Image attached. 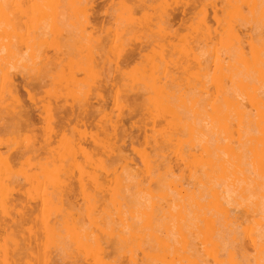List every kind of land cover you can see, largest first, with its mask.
<instances>
[{"label":"rangeland","instance_id":"1","mask_svg":"<svg viewBox=\"0 0 264 264\" xmlns=\"http://www.w3.org/2000/svg\"><path fill=\"white\" fill-rule=\"evenodd\" d=\"M143 1L94 0L89 15L86 0H0V264H264L256 150L245 152L243 175L218 159L227 126L236 146L258 135L226 113L259 111L264 0H152L178 6L177 26L186 11L174 37L158 31L162 9L134 7ZM13 83L34 131L16 123ZM66 107L65 126L55 120ZM43 138L53 151L42 157L10 154ZM215 183L232 215L212 225L195 204Z\"/></svg>","mask_w":264,"mask_h":264},{"label":"bare ground","instance_id":"2","mask_svg":"<svg viewBox=\"0 0 264 264\" xmlns=\"http://www.w3.org/2000/svg\"><path fill=\"white\" fill-rule=\"evenodd\" d=\"M142 1V0H141ZM248 2V1H247ZM93 5H94V0H86V6L89 8V15H91V9H93ZM144 6L145 8H147L148 6L153 10L154 13H158L159 12V9H162V12H163V19L165 21V25L163 27H160V29H158V31L160 30L161 33L165 34V36H168V37H174V36H177L178 35V31H179V27L182 28L183 26L186 25L189 17L187 16V13L186 11L183 12V17L180 19V24L179 26L176 25L175 23V20H177L176 16V12H177V7L178 6H174L172 4H167V3H164L163 5H161V3L159 4H154L153 1L149 0V1H143V2H139V4H135L134 7H140V6ZM184 7H189V4H185ZM216 7V6H215ZM130 8H133V6ZM180 8V7H179ZM96 9V8H95ZM20 10V9H19ZM179 10V9H178ZM187 10V9H186ZM215 15H214V18H216L215 16L217 15V7L215 8ZM190 11V10H189ZM154 13L152 15H154ZM98 18V17H96ZM179 18V17H178ZM178 21V20H177ZM88 23H89V19H88ZM107 24V23H106ZM122 25V24H121ZM130 26V24H128ZM133 26H137V27H144L143 26V22L142 21H136L135 24ZM126 27V26H125ZM136 27V29H137ZM127 28V27H126ZM130 28V27H129ZM135 28V27H134ZM134 28H131V30H133ZM112 29V28H111ZM135 29V30H136ZM134 30V31H135ZM181 30V29H180ZM95 33V32H94ZM127 34V33H126ZM153 37H154V34H152ZM155 35H156V32H155ZM158 36V34L156 35ZM155 36V37H156ZM209 37L212 38V34L209 33ZM69 42V41H68ZM103 42V41H102ZM71 43V42H70ZM104 44V43H103ZM69 51V50H68ZM111 51V49L109 50ZM142 51V50H141ZM71 52V50H70ZM133 52V51H132ZM132 52H131V55L127 56L125 54H123V57L122 58H118V62H117V66H119V62H124V61H129L130 58L132 57ZM134 53H138L139 55H141V57L145 56V54L141 53L140 51H137V52H133ZM69 54V53H68ZM72 54V53H71ZM174 55V54H173ZM68 57V56H67ZM130 57V58H129ZM100 61L102 59V57L99 58ZM65 60V59H64ZM106 61H109L111 62V60L108 59H104ZM116 60V59H115ZM99 61V60H98ZM127 61V62H128ZM67 62V61H66ZM130 62V61H129ZM68 63V62H67ZM61 64V63H60ZM127 64V63H126ZM48 65H51V64H48ZM125 65V64H124ZM211 66V65H210ZM48 67V66H47ZM59 67V66H57ZM66 67V66H65ZM52 68V67H51ZM56 68V67H55ZM49 70V69H48ZM52 71V70H51ZM114 81V80H113ZM17 82V81H16ZM43 81H41L40 83H42ZM172 82V80H171ZM29 83L26 82V84H24V88L27 90L28 94H29V99L32 103H35L37 104V99L34 97L33 94H31L32 92L29 91V89L27 88V84ZM44 83V82H43ZM167 83V82H166ZM30 85V83H29ZM113 85L115 86V84H111L109 82H102V87L105 88V87H108V86H112ZM168 86V85H167ZM12 87H13V93L15 94L16 96V102H17V105L19 106L18 107V111L15 112V115L17 118L16 119V123L18 124H22V125H25L28 127L29 130L31 131H34L36 130L35 128V120H34V114L33 112L31 111L32 108H30L29 106H25L24 104V100L19 96V86L17 83H13L12 84ZM21 88V87H20ZM31 90V89H30ZM174 90L172 88V90H170V93H173ZM166 93V92H165ZM22 95V94H21ZM146 95V94H145ZM249 96V95H248ZM172 97V96H171ZM97 98L101 101H105L107 100V96L104 95V93H100ZM89 101V100H88ZM212 101V100H211ZM229 101L231 102L232 100L229 99ZM90 102V101H89ZM1 103V102H0ZM86 103V101H85ZM254 103L258 106L259 108V111L258 113L256 114V116L254 115H251L250 113L244 111L240 106H236L235 109H233V114L232 112H227L226 113V119L227 121L228 120H231L233 118H236V120H238L239 124L243 125H248V126H255L256 130L258 131V135H251L249 137V139L246 141V142H240L242 140V134H241V131H239V138H238V141L240 142V144L238 146L235 145L234 143V138H233V131L230 130L227 126L226 128V135H227V138H228V141L225 143L223 149H224V154H225V157L221 158L220 156H218V159H222V161H224L223 163L225 164V167L226 169L231 173V174H234L236 176L238 175H243L244 174V161H245V152L249 150H256L255 152V155H254V159H253V164L256 166L257 169L259 170H262L264 171V94L263 93H258L255 97H254ZM88 104L90 103H86L83 104V109H82V113H81V117L85 118L88 116V108L89 106H91V104L88 106ZM35 106V105H34ZM38 107V105L36 106ZM245 107V106H244ZM247 107V106H246ZM245 107V108H246ZM252 107V106H251ZM59 109L58 111H60V113H58L57 117H56V122H58L59 120H61L62 118L65 119V126L68 125V123L70 122V120L72 119L73 117V114H72V107L70 109V111L67 112V110H69V108L67 109L64 108V109H61L60 108H57ZM67 109V110H66ZM247 109V108H246ZM253 109V107H252ZM90 110V109H89ZM62 111H64V113L62 114ZM253 111V110H252ZM32 112V113H31ZM255 113V111H253ZM33 114V115H32ZM40 114V113H39ZM120 114V113H119ZM123 114V113H122ZM8 116V115H7ZM124 117V115H122ZM80 117V119H82ZM123 117H120L121 120H119L118 118V122L120 123V127L122 128V126L124 127V123H123V120L122 118ZM11 118V117H10ZM13 118V117H12ZM11 118V119H12ZM6 120V118H4ZM6 122V121H5ZM232 122V121H231ZM233 123H235V121H233ZM247 123V124H246ZM5 124V123H4ZM117 124V122H116ZM123 124V125H122ZM227 124V123H226ZM241 125V126H242ZM4 126V125H3ZM119 126V124H118ZM116 125L115 129L116 131L118 130V127ZM118 127V128H117ZM8 128V127H7ZM254 128V127H253ZM114 129V131H115ZM120 129V128H119ZM125 129V128H123ZM122 129V130H123ZM235 130V129H234ZM255 130V129H254ZM255 130V131H256ZM115 131V132H116ZM20 133V132H19ZM236 134V133H235ZM39 134H35V140L36 138H39L38 137ZM55 136H57V133H55ZM116 137H117V132H116ZM63 138L64 140H68V134H64L63 135ZM118 138V137H117ZM55 139V138H54ZM119 139V138H118ZM124 139V138H122ZM34 140V142H35ZM40 140V139H39ZM120 140V139H119ZM236 140V138H235ZM47 141H49L47 138H43L42 142L40 143V145L38 147H36L35 145H32V146H26L25 149H21L20 147H16L19 149L18 153L16 152L17 149L15 150V154H14V151H12L13 153H11L10 151V154H12V156H14L15 158L14 159H17V157L20 158L25 155L28 151H30L28 154H32L33 156V153L34 155H36V157H42V154L45 153H49L50 151H53V148L51 146H49L52 142L48 143ZM124 141V142H123ZM122 141V144L125 145V140ZM215 141V140H214ZM237 141V140H236ZM235 141V142H236ZM54 142V141H53ZM5 144V142L3 143ZM67 144V143H66ZM52 145V144H51ZM65 145V144H64ZM66 146V145H65ZM24 148V147H23ZM185 148V147H184ZM89 149V148H88ZM176 149V148H175ZM11 150V149H10ZM14 150V148H13ZM50 150V151H49ZM187 150V149H186ZM178 153V152H177ZM179 155V153L177 154ZM186 155V154H185ZM194 156V155H193ZM11 157V156H10ZM179 157V156H178ZM9 158V157H8ZM19 158V159H20ZM248 158V157H247ZM215 157H214V153H211V154H208L207 156V161L212 163L214 161ZM182 160V159H181ZM249 160V159H248ZM12 162V160L10 161ZM249 165H251L250 163L251 162H247ZM7 164V162H6ZM13 164V162H12ZM229 164V166H228ZM252 166V165H251ZM146 167V166H145ZM250 169V168H249ZM246 170V169H245ZM248 170V168H247ZM51 171V170H50ZM252 171V170H251ZM248 172V171H247ZM252 173V172H251ZM205 175V174H204ZM148 178V177H147ZM23 179V178H22ZM192 182V181H191ZM180 184V183H179ZM220 184V183H219ZM219 184H213L210 188V191H211V198L208 200V203L207 204H199V203H196L195 204V207H197L200 211L201 214L200 216L202 217V221H206L208 224H215L217 221H220V220H223V219H226L229 216H231L229 214L230 211V208H229V204L228 202L226 201V198L223 196L221 189L219 188ZM187 185V184H186ZM152 186V185H151ZM204 186V185H203ZM154 189V188H153ZM158 190V188H157ZM167 191V190H166ZM190 191V190H189ZM171 192V191H170ZM186 192V191H184ZM206 195V194H205ZM207 197V196H206ZM201 199H204V198H201ZM17 204V203H16ZM44 205V204H42ZM35 208V207H34ZM44 208V207H43ZM37 210V209H36ZM44 210V209H43ZM34 211V210H32ZM31 211V212H32ZM86 213V212H85ZM176 214V213H175ZM180 214V213H179ZM178 214V215H179ZM171 216V215H170ZM181 216V215H180ZM188 216V215H187ZM159 220V219H158ZM185 220V219H184ZM201 221V220H200ZM29 222V221H28ZM186 222V221H185ZM41 223V222H40ZM191 223V222H190ZM192 224V223H191ZM197 224V223H196ZM193 225V224H192ZM212 225H209V227H213ZM11 226V225H10ZM199 226V225H198ZM1 227V225H0ZM2 228V227H1ZM2 229H5V228H2ZM204 231V230H203ZM201 233V232H200ZM176 235V234H175ZM177 236V235H176ZM202 236V235H201ZM171 240V239H170ZM170 240H166V245L167 246H170ZM74 242V241H73ZM32 242L30 241L28 243L29 247L31 246ZM21 244V243H20ZM27 244V243H26ZM111 247V245H110ZM27 248V247H26ZM32 248V247H31ZM63 249V248H62ZM189 250V249H188ZM204 253V252H202ZM211 255V254H210ZM243 255V254H242ZM176 258V257H175ZM174 258V259H175ZM168 259V258H166ZM180 260V258H179ZM241 261V260H240ZM196 262V261H195ZM217 262V261H216ZM185 263V262H184ZM237 263V262H236ZM242 263V262H241ZM214 264V263H213ZM244 264V263H243Z\"/></svg>","mask_w":264,"mask_h":264}]
</instances>
